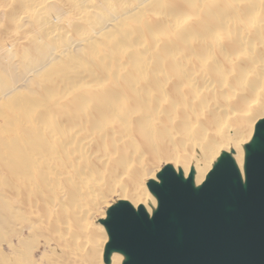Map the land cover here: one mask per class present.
<instances>
[{"label": "bare ground", "instance_id": "obj_1", "mask_svg": "<svg viewBox=\"0 0 264 264\" xmlns=\"http://www.w3.org/2000/svg\"><path fill=\"white\" fill-rule=\"evenodd\" d=\"M52 1L0 0V264H105L108 198L151 212L162 163L198 184L223 150L242 167L264 0Z\"/></svg>", "mask_w": 264, "mask_h": 264}, {"label": "water", "instance_id": "obj_2", "mask_svg": "<svg viewBox=\"0 0 264 264\" xmlns=\"http://www.w3.org/2000/svg\"><path fill=\"white\" fill-rule=\"evenodd\" d=\"M240 167L223 150L201 183L165 164L146 182L156 205L115 200L100 220L103 262L121 264H264V116L244 144Z\"/></svg>", "mask_w": 264, "mask_h": 264}, {"label": "rangeland", "instance_id": "obj_3", "mask_svg": "<svg viewBox=\"0 0 264 264\" xmlns=\"http://www.w3.org/2000/svg\"><path fill=\"white\" fill-rule=\"evenodd\" d=\"M52 3V5H54V4H57V5H59V3H57V0L56 1H52L51 2ZM50 3V4H51ZM3 10V11H2ZM5 13H6V10L4 9V8H0V30L1 29H3L2 31H0V33H2V34H4L6 31H7V29H8V31H9V28L11 29V21L9 22V19H6V18H8L6 15H5ZM6 16V18H5V16ZM56 15H58V17L56 16ZM61 15H63L62 17H61ZM65 15V16H64ZM56 17V18H55ZM55 17H54V14H53V18H54V21H55V23H62V22H64V23H62V24H65V26L67 27V28H69L68 26L70 25V24H68L66 21H68L67 19H68V15L66 14V12H64L63 10H61V12H59V14H56L55 13ZM65 17V18H64ZM58 18V19H57ZM61 18H63V20L61 19ZM66 19V20H65ZM59 20H62L61 22L59 21ZM34 21V20H33ZM59 21V22H58ZM29 23L30 22H27L23 27H22V30H24V29H26V30H24V31H26V33L28 32V33H31V31H34V30H36V29H44V23H42L43 25H41V23L39 24L38 22H36V21H34L32 24L30 23V25H31V27H30V25H29ZM36 23V24H35ZM38 24V25H37ZM1 25H2V27H1ZM37 25V26H36ZM68 25V26H67ZM8 28H7V27ZM29 26V27H28ZM33 26H35V28L33 27ZM43 26V28H41ZM5 28H7V29H5ZM24 28V29H23ZM34 28V29H33ZM27 30H29V31H27ZM7 31V32H8ZM13 33V31H9L8 33H5L4 34V36L5 37H7L8 35L11 37V34ZM11 33V34H10ZM8 36V37H9ZM12 36H13V34H12ZM1 40V39H0ZM6 41L8 42V40L6 39ZM6 41H3V42H6ZM6 42V43H7ZM2 42L0 43V58L3 60V59H5L4 58V56H5V53H4V51H3V49H2ZM5 61V60H4ZM165 164H167V163H162L161 164V166H160V168L156 171V174H157V172L163 167V165H165ZM169 164V163H168ZM170 164H172V163H170ZM173 165V164H172ZM150 178H148V179H146V182H147V180H149ZM146 184V183H145ZM144 184V186L146 187V189H147V191H148V188H147V185H145ZM149 192V191H148ZM115 200H119L118 199V197L117 196H112V197H110V198H108V201H107V203L106 204H104L103 206H102V210H101V212L102 213H105L106 214V209L115 201ZM105 214H103V215H101L100 213L97 215V221H96V224L98 225L99 224V226L101 227H103V225H101V223H100V220L102 219V218H104L105 217ZM103 251H104V249H103ZM102 262H103V253H102ZM104 263V262H103Z\"/></svg>", "mask_w": 264, "mask_h": 264}]
</instances>
